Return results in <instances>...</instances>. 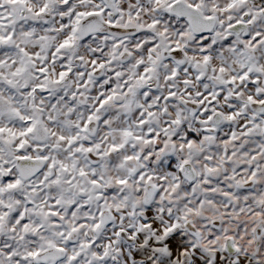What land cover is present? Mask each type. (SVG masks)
Here are the masks:
<instances>
[{
    "label": "snow or ice",
    "instance_id": "obj_1",
    "mask_svg": "<svg viewBox=\"0 0 264 264\" xmlns=\"http://www.w3.org/2000/svg\"><path fill=\"white\" fill-rule=\"evenodd\" d=\"M0 264H264V0H0Z\"/></svg>",
    "mask_w": 264,
    "mask_h": 264
}]
</instances>
